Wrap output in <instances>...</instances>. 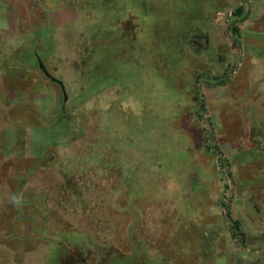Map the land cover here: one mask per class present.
<instances>
[{"label":"rangeland","instance_id":"obj_1","mask_svg":"<svg viewBox=\"0 0 264 264\" xmlns=\"http://www.w3.org/2000/svg\"><path fill=\"white\" fill-rule=\"evenodd\" d=\"M225 1L228 8L214 17L213 31L206 37L202 25L207 20L202 14L207 0H56L57 8L47 5L48 17L43 7L48 0H0V128L16 111L6 108L14 91L33 97L34 83L5 79L2 74L7 61L13 62L12 53L54 54L56 64L63 60V67L51 68L67 81L74 98L79 89L74 73L80 64L77 43L85 33L101 54L89 66L87 92L91 97L100 88L118 90L112 109L131 134L121 142L129 151L123 170L132 171L135 180L119 190V197L127 201L126 210L146 206L140 231L150 252L159 254L155 264H264V12L256 19V0H241L251 1L250 14L234 47L230 14L239 0ZM132 13L153 23L146 43H138L139 47L121 34L130 28L127 19ZM185 15H189L187 24ZM192 23L200 30L197 48L203 62H213V72L226 71L229 79L225 86L203 87L206 108L200 118L181 100L187 87L174 75L182 62L179 55L185 53L180 36ZM158 69L166 73L161 83ZM37 82L42 84V79ZM119 98L126 107L123 111L118 110ZM110 101L107 96L91 100L85 113L93 121V110ZM128 103L134 107L125 106ZM202 120L212 126L209 135ZM212 138L219 143L222 160L228 162L225 166L218 162L214 148L206 147ZM6 163L12 167V160ZM146 179L158 191L153 204L144 196ZM222 202L231 203L232 218L240 222L245 244L234 236L229 208ZM18 204L6 185L0 187V264H48L50 244L38 228H32L28 208L23 215ZM92 204L94 224L87 227L100 231L104 228L97 224L100 216L115 219V208L99 198ZM73 221L85 227L82 217ZM120 248L127 250L124 243Z\"/></svg>","mask_w":264,"mask_h":264},{"label":"trees","instance_id":"obj_2","mask_svg":"<svg viewBox=\"0 0 264 264\" xmlns=\"http://www.w3.org/2000/svg\"><path fill=\"white\" fill-rule=\"evenodd\" d=\"M48 3L43 4L46 5L43 6L45 16L47 5L51 9L57 8L56 0H48ZM207 5L204 16L202 14L207 20L202 25L206 37L210 30L213 31L214 17L228 8L225 0H207ZM249 14L247 4H241L232 11L229 36L234 47L239 44L240 26ZM185 18L187 24L189 15H185ZM127 20L132 22L131 26L126 33L121 31V34L126 35L132 46L145 44L153 23L145 22L133 13ZM190 25H186V31L180 36L185 43V53L179 55L181 57L178 59L182 62L178 64L174 75L179 83L187 87L186 95L181 100L189 104L193 116L200 118L204 116L206 108L202 99L203 87L225 86L229 79L226 71L213 72V62H203V56L197 48L201 36L197 32L200 30L193 23ZM84 36L85 33L77 43L80 64L75 67L74 73L79 89L74 98L68 92L67 81L51 68L58 58L54 54L43 57L25 55L23 50H16L12 53L13 58H10L13 62L7 61L8 68L2 72L4 78L17 77L22 82L30 81L34 83V88L31 90L33 97H28V92L14 91V95L6 101V108L16 111L4 123L5 127L0 128V187L6 185L13 199L20 202L17 207L20 210L23 208V215L27 214L24 208H28L32 228H38L42 239L50 244L48 264H155L159 254L150 252L151 248L140 231L146 206L143 209L130 207V210H126L124 205L127 201L119 197V190L122 191L135 180L132 171L123 170L124 157L129 151L121 142L124 138H131V134L122 128L121 115L112 109L114 94L118 90L109 92L108 89L100 88L98 94L89 96V66L101 54L92 48V42ZM59 61L57 68L63 67L64 61ZM158 71L162 76L158 83H161L166 73L161 69ZM40 78L42 84L37 82ZM102 96H107L111 101L106 107L93 110L92 121L85 109L91 100ZM125 106L134 107V104ZM124 108L119 98L118 110L123 111ZM211 128L207 122L204 123L207 135L212 132ZM211 142H207L206 147H213L218 162L225 166L227 160L221 158L219 143L213 138ZM8 160H12V167L6 163ZM227 176L232 179L231 173ZM4 177L9 179L10 184L3 182ZM146 180L148 184L143 185L144 196L149 204H153L152 200L158 191L152 189L149 183L151 179ZM226 188L231 190L229 185ZM98 198L112 204L115 219H106L104 214L97 222L104 228L100 231L89 230L88 224H94L91 222L95 211L92 203ZM222 206L229 208L227 216L234 236L245 242L240 222L232 218L231 203L222 202ZM77 216L85 220V227L77 226L73 221ZM123 243L127 247L125 251L120 248Z\"/></svg>","mask_w":264,"mask_h":264},{"label":"crops","instance_id":"obj_3","mask_svg":"<svg viewBox=\"0 0 264 264\" xmlns=\"http://www.w3.org/2000/svg\"><path fill=\"white\" fill-rule=\"evenodd\" d=\"M256 4L259 6V9L257 10V14L255 15V18L257 19V17L260 15V12L261 13L264 12V0H256ZM257 27H259V26L257 25ZM245 242H246V237H245ZM245 242H243V243L245 244ZM251 264H253V263H251Z\"/></svg>","mask_w":264,"mask_h":264},{"label":"built area","instance_id":"obj_4","mask_svg":"<svg viewBox=\"0 0 264 264\" xmlns=\"http://www.w3.org/2000/svg\"><path fill=\"white\" fill-rule=\"evenodd\" d=\"M238 2H239V5H238V6H240L241 4H243L241 0H239ZM247 3H248V4H251V1H249V2H247ZM247 3H246V4H247ZM230 15H232V13H231Z\"/></svg>","mask_w":264,"mask_h":264},{"label":"flooded vegetation","instance_id":"obj_5","mask_svg":"<svg viewBox=\"0 0 264 264\" xmlns=\"http://www.w3.org/2000/svg\"><path fill=\"white\" fill-rule=\"evenodd\" d=\"M262 167H263L262 172H263V175H264V160H263V163H262Z\"/></svg>","mask_w":264,"mask_h":264}]
</instances>
